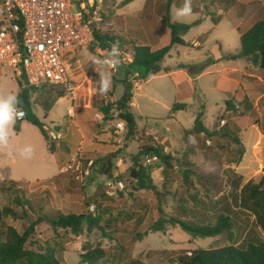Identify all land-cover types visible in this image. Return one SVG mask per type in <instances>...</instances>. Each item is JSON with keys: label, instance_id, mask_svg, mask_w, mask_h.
Wrapping results in <instances>:
<instances>
[{"label": "rangeland", "instance_id": "1", "mask_svg": "<svg viewBox=\"0 0 264 264\" xmlns=\"http://www.w3.org/2000/svg\"><path fill=\"white\" fill-rule=\"evenodd\" d=\"M121 1L123 4L127 0H107L99 28L120 35L125 42L124 52L131 53L130 41L145 40L147 29L153 50L168 44V27L162 21L168 0H164L163 12L159 5L154 6V0H128V6L120 11L117 2ZM169 1L172 22L199 24L182 36L187 45L175 46L164 60L163 67L170 70L168 73L163 71L144 83H134V107L132 104L131 107L137 129L144 137L136 134L127 138L126 126L117 134V125L122 122L114 108L111 110L114 120H104L99 108L115 103L125 92L116 80L124 79L128 59L121 56L116 71L96 65L92 58H107L109 52L102 54L93 46L78 52L74 62L67 60L78 89L76 106V101L62 88L49 86L32 90L30 97L35 95V100L27 107L44 120V111L59 95H67L44 122L48 127H60L61 139L51 142L57 145L58 156L65 161L60 166L66 164L69 171L58 176V167L47 164L54 157L38 128L26 120L19 123L20 136H15L14 124L8 146L0 147L7 176L0 178V209L11 207L19 215L27 213L32 220L38 214L58 211L65 214L98 211L105 219L115 218L107 231L109 237L99 231H85L79 236L61 230L55 233L48 224L39 225L33 240L43 247L46 243L58 245V258L63 264H86L82 263L81 255L99 248L107 255L96 264L134 261L171 264L181 251L190 253L264 239L255 217L240 209L238 199L240 188L248 181L260 183L264 179V143L256 142L262 146L258 163L253 161L250 144L256 139L250 125L258 121L264 131V85L259 79L264 78V69L239 56L240 34L264 18V0H195L188 16L177 14L184 0ZM228 55L237 58H226ZM103 71L111 72L112 84L116 83V89L111 84L106 95L99 92ZM17 89L18 81L7 68L0 78V94L19 97ZM228 100L234 107L232 113L226 111ZM177 103H185L186 109L173 112ZM70 106H75L74 116L64 117ZM200 113L204 127L222 132L212 138L190 132ZM226 129L240 139V144L222 137ZM155 143L169 158L166 162L158 159L151 163L145 157L140 158L138 163H146L151 171L155 190L135 191L131 170L135 168L140 147H155ZM29 145L34 151L30 159H25L19 149ZM91 162L94 168L86 176ZM183 169L193 173L190 181L183 180ZM36 171L41 174L40 180ZM210 173L221 177L220 195L224 198L219 201L201 189L196 180V174ZM14 182L17 184L12 185ZM14 197L25 201L17 206ZM227 205L233 210L231 235L226 232L213 238H193L179 226H169L165 232L151 230L161 215L205 222L214 220ZM4 222L20 233L29 224L26 219L7 218Z\"/></svg>", "mask_w": 264, "mask_h": 264}, {"label": "trees", "instance_id": "2", "mask_svg": "<svg viewBox=\"0 0 264 264\" xmlns=\"http://www.w3.org/2000/svg\"><path fill=\"white\" fill-rule=\"evenodd\" d=\"M127 1L123 3L126 5ZM171 1L166 3L167 12L163 16V23L170 30V43L158 50L153 51L150 46L142 45L134 41H130L132 61L127 63L124 73L125 78L122 83L125 86V92L123 96L115 103H107L102 105L99 109L104 116L105 121H113L114 118L111 115V110L114 108L117 112L119 121L124 123L127 128V138H131L134 135L140 134L141 137L145 135L139 133L137 129L138 124L135 114L132 112V100L134 97V83L147 80L151 77L157 76L163 71L168 73L170 70L163 67V62L175 46H186L187 44L182 39L194 25H198L196 22L192 25L181 24L172 22L170 15ZM95 31V46L102 50L111 51L112 43L119 41V47L121 53L124 52L125 42L124 39L114 32H103L102 30L94 29ZM240 57L249 58L254 65L264 69V18L256 21L248 30L240 34ZM226 58L236 59V56L228 55ZM214 64V63H208ZM21 87V95L28 100V94L31 92L28 89L22 88V82L19 81ZM64 97V94L58 96L56 100ZM55 100V102H56ZM54 102V103H55ZM53 103V104H54ZM231 102H226L227 110L231 107ZM24 107L27 117L26 121L36 126L45 140L48 142L49 151H55V144L51 142L47 135L45 125L31 110ZM185 103H177L172 108L173 112L186 109ZM51 109L45 110V117L47 112ZM202 114L200 113L195 121L193 131L195 134H203L207 137H214L221 133L222 129L211 132L202 125ZM19 123L16 121L14 125L15 132H19ZM56 129L61 131L60 127ZM226 133L222 135L223 138H227L235 143L240 144V139L232 135L231 130L226 129ZM240 153L243 155L244 150ZM157 156L158 159L166 162L169 158L163 150L159 148V145L155 143V147L150 145H144L140 147V151L136 158L135 168L131 170V177L135 180L133 188L135 191L140 190H155L151 171L142 163H138L140 158ZM94 167H92L93 169ZM183 174V180L190 181L193 173L189 169L181 170ZM221 177L215 174H196V180L201 189L211 194L216 201H219L223 195H220L221 188L223 186ZM17 184L14 182L12 185ZM264 179L260 183H255L250 180L243 185L238 193L239 207L241 210L250 213L256 219L258 228L264 233ZM239 187L238 185L236 188ZM14 203L20 206L23 201L20 197H14ZM31 211L35 212L33 207L30 206ZM32 213V212H31ZM35 214V213H34ZM233 210L226 206V210L219 212L213 217L214 220H183L174 217H167L161 215L159 219L152 225L151 230L154 232H165L169 226H179L183 232L192 236L193 238H213L220 236L224 233H229L233 229L232 215ZM7 218L12 219H26L28 226L23 233H20L15 227L6 224L4 221ZM0 264H63L58 258V245H52L46 243V245L39 246L37 242L33 240L36 233V229L39 225L46 223L50 226L51 230L55 233L64 231L66 234L79 236L83 232L92 233L99 231L105 236L109 237L107 233L111 228L112 222L115 218H104V215L98 211L86 212L80 214L74 213H62L60 211L55 213H42L38 214L36 219L32 220L27 213L23 212L19 215L11 207H3L0 209ZM107 253L103 249H93L87 251L81 255L82 263L96 264L99 260L105 258ZM130 264H143L142 262L134 261ZM171 264H264V239L250 241L244 245L230 244L218 248L210 249H196L190 253L181 251Z\"/></svg>", "mask_w": 264, "mask_h": 264}, {"label": "built area", "instance_id": "3", "mask_svg": "<svg viewBox=\"0 0 264 264\" xmlns=\"http://www.w3.org/2000/svg\"><path fill=\"white\" fill-rule=\"evenodd\" d=\"M106 2L0 0V78L8 68L18 82H22L24 89L32 91L49 86L60 87L75 101L78 89L67 60L73 53L95 46L94 29L101 30L99 23L103 21ZM97 49L102 54L107 52ZM123 55L128 63L132 61L131 53L122 52ZM111 69L116 71V67ZM22 110L26 113L25 109ZM67 114L72 118L74 107L68 108ZM26 117L27 113L22 120ZM124 126V123L117 125L116 133L122 131ZM56 127H46L51 141H59L62 137V132ZM144 160L151 163L157 161L158 157L149 156ZM69 169L66 167L63 172ZM91 169L92 162L84 175L89 176Z\"/></svg>", "mask_w": 264, "mask_h": 264}, {"label": "clouds", "instance_id": "4", "mask_svg": "<svg viewBox=\"0 0 264 264\" xmlns=\"http://www.w3.org/2000/svg\"><path fill=\"white\" fill-rule=\"evenodd\" d=\"M192 13V0H184L183 6L177 10V14L181 16H188ZM121 50L119 41L112 43L111 51L107 58L99 59L93 57V63L96 65L107 66L108 68H115L121 64ZM112 73L103 71L100 73V88L99 92L106 95L111 88ZM18 97L12 94L7 96L0 94V147H7L10 140L12 126L17 120L25 118L26 113L21 107H18ZM33 148L25 146L19 149L20 156L25 159H30L33 154Z\"/></svg>", "mask_w": 264, "mask_h": 264}, {"label": "crops", "instance_id": "5", "mask_svg": "<svg viewBox=\"0 0 264 264\" xmlns=\"http://www.w3.org/2000/svg\"><path fill=\"white\" fill-rule=\"evenodd\" d=\"M128 1V0H127ZM169 1V0H168ZM195 0H192V2H194ZM122 2L123 1H121L120 3H118L117 2V5L118 6H121L120 8V11H122V10H124L125 9V7H127L128 6V3L126 4V5H123L122 4ZM153 4H154V6L155 5H159V10H160V12H163V4H164V0H154L153 1ZM119 8H117V10H118ZM108 17V16H107ZM146 36L147 37H144L145 38V40H141V41H138L137 43H139V44H142V45H147V46H150L151 47V49L153 50V48H152V46H151V44H152V42H153V40H151V35H149V33H150V30H146ZM167 35H168V44L170 43V38H171V35H170V30H169V28H168V30H167V33H166ZM156 39H158V37L156 38ZM168 44H165V46L166 45H168ZM198 46H199V43H196ZM195 46V45H194ZM164 47V46H163ZM162 48V47H161ZM158 50V49H157ZM80 51H84V50H80ZM80 51H77V52H75V53H73L70 57H69V59H70V61H73L74 62V58L76 57V55H77V53L78 52H80ZM153 51H155V50H153ZM124 78H125V75H124ZM152 78V77H151ZM150 79V78H149ZM260 80H261V82L263 83V85H264V78H259ZM17 80V79H16ZM148 80V79H147ZM147 80H144V81H141V82H145V81H147ZM18 81V80H17ZM122 81H123V79L122 80H116V82L117 83H119V85H123V87H124V90H125V86H124V84L122 83ZM115 84L116 83H114V84H112V87H113V90L114 89H116L115 88ZM140 87V86H139ZM46 88V87H45ZM44 89V88H43ZM29 90V89H28ZM17 95L18 96H21V87H20V84H19V82H18V89H17ZM30 91V90H29ZM31 93V92H30ZM30 93L28 94V100H27V102L30 104V105H32L33 104V102H34V100H35V95H34V97H30ZM67 96V95H66ZM66 96H64V97H62V98H59L58 100H56V102L51 106V109L47 112V116L45 117V121L47 120V118L49 117V114L53 111V109H54V107L56 106H58L59 105V103L62 101V100H64L65 98H66ZM123 96V95H122ZM263 97H264V95H263ZM77 100V99H76ZM75 100V101H76ZM26 101V100H25ZM116 101H118V99H116ZM228 101H230V100H228ZM27 102H26V104H27ZM77 105V101H76V104H75V106ZM75 106H70V107H75ZM227 106V105H226ZM25 107H26V105H25ZM69 107V108H70ZM132 107H134V102H132ZM231 107H232V105H231ZM23 109H24V107H22ZM234 108V107H233ZM233 108H228L229 110H227V107H226V111H227V113H232V111L234 110ZM68 110V109H67ZM44 114H45V111H44ZM66 116H68V114H66L64 117H66ZM74 116V115H73ZM69 117V116H68ZM44 120H41L44 124H45V122H44ZM29 123V122H28ZM30 124V123H29ZM32 125V124H31ZM236 125L237 124H235L234 125V127H236ZM32 126H34V125H32ZM34 127H36V126H34ZM37 128V127H36ZM250 128H252V130H253V132H254V135L256 136V139H255V141L254 142H251L250 144H253V146L251 147V155H253L252 156V158H253V161L255 162V163H258V162H260V157L262 156V143H264V131H263V129H262V127L260 126V124H259V122L258 121H256L254 124H252V125H250ZM39 130V129H38ZM21 132H22V128L20 129V131L18 132V133H16L15 132V136L16 137H18V136H20V134H21ZM39 132H40V130H39ZM41 133V132H40ZM41 135H42V133H41ZM42 137H43V139H44V142H45V144H46V147H47V149H48V151H49V146H48V142L45 140V138H44V136L42 135ZM256 142H259V143H261V145H259L258 146V144L256 143ZM243 145H244V143H243ZM59 146L60 147H62V144H59ZM12 147V146H11ZM244 147H245V149H246V146L244 145ZM64 148V147H63ZM2 148H0V155L2 154ZM50 152V151H49ZM4 153V152H3ZM51 153V156L52 157H54V159H52V160H49V161H47L48 163L47 164H51V165H56V167H58V172H57V175L59 176L60 175V172H62L63 170H61V169H64V167H66L65 165H62L61 164V166H60V162H65L62 158H60L58 155H60L59 154V150H58V148H57V145H55V151L54 152H50ZM246 153H247V149H246ZM246 153H245V155H246ZM260 156V157H259ZM6 160L5 159H1V156H0V178L2 177L3 179L5 178V177H7V176H5V171L3 170V167H2V165H5V162ZM53 169V168H52ZM37 172V171H36ZM37 180H40V178H38V177H41V174H40V172H37ZM56 175V176H57ZM46 180V179H45Z\"/></svg>", "mask_w": 264, "mask_h": 264}, {"label": "water", "instance_id": "6", "mask_svg": "<svg viewBox=\"0 0 264 264\" xmlns=\"http://www.w3.org/2000/svg\"><path fill=\"white\" fill-rule=\"evenodd\" d=\"M18 101H19V106L20 107H25L26 101H25V98L22 95L18 97Z\"/></svg>", "mask_w": 264, "mask_h": 264}]
</instances>
